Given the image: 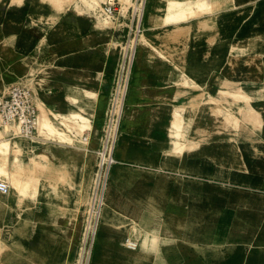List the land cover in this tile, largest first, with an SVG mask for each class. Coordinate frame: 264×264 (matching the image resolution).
<instances>
[{
  "label": "crops",
  "instance_id": "1",
  "mask_svg": "<svg viewBox=\"0 0 264 264\" xmlns=\"http://www.w3.org/2000/svg\"><path fill=\"white\" fill-rule=\"evenodd\" d=\"M171 1L190 6L191 12L170 10ZM193 1L146 0L141 35L144 43L136 49L114 149L115 164L110 169L105 195L113 214L104 223L100 220L90 264H264V222L250 218L248 208L241 207L237 211L239 220L230 221V225L228 221L219 228L210 225L203 236L200 231L194 232L192 239L175 231L183 229V225L169 220V197L188 195L200 199L203 182L217 184L226 180L212 169L205 171L201 167L205 161L214 163L200 153L202 141L213 137L212 144H216L217 132L228 137L236 132L232 126L218 127L212 114L216 110L212 100H217L218 91L238 86L251 105L255 104L259 117L264 113V96L260 94L264 72L259 71V67L264 68V0H205L202 8L192 6ZM73 4L72 1L64 11H58L50 0H0V96L10 85L25 79L37 94L38 107L66 114L75 109L69 97L77 90L95 93L98 100L93 112L94 129H85L89 137L86 153L83 156L78 151L74 161L68 160L78 166V172L84 171L87 181L95 164L94 151L117 50L112 47L110 28L105 26L106 42L103 32L92 28L90 16L78 14ZM27 22L33 24L27 26ZM233 53L242 54L238 58L241 64L250 61L243 54H262L252 58L255 72L236 78V83ZM218 72H224V82L218 80ZM205 84L209 86L208 95L203 93L209 97L208 106H189L193 97L201 102ZM240 126L247 139L264 140L263 122L260 126ZM256 132L261 135L254 137ZM3 138L8 139L11 148L15 147L11 139ZM23 142L30 153L46 150L45 146L38 149L32 142ZM14 157L17 156L10 152L0 167L13 171ZM26 166L22 172L31 175V186L25 194L19 193L17 204H10L9 192L0 194L2 261L9 256L10 225H14L17 245H22L25 229L32 221V264H72L81 222L54 226L49 221L42 225L36 206L41 197L34 178L37 173L30 174L28 163ZM0 178L8 182L6 177ZM240 188H262L260 192L264 193L262 185ZM26 204L32 214L26 216L27 224L18 229L10 216L15 215L17 206ZM126 239L136 247L126 248Z\"/></svg>",
  "mask_w": 264,
  "mask_h": 264
},
{
  "label": "rangeland",
  "instance_id": "2",
  "mask_svg": "<svg viewBox=\"0 0 264 264\" xmlns=\"http://www.w3.org/2000/svg\"><path fill=\"white\" fill-rule=\"evenodd\" d=\"M40 1L43 3L48 2V0ZM52 1L54 2L55 0ZM67 1L69 0H59V3L55 4L56 6H53V4L52 6L57 7V9H59L58 11H63ZM100 1L101 0H98V4ZM120 1L122 6H124V3L128 2V0ZM73 2L72 9L76 8L78 14H88L92 21V28L103 32L104 38H106L107 30L96 11L98 4L96 7L89 8L79 0H73ZM32 24L33 22H27L26 25L30 26ZM107 41L108 39L106 38V42ZM109 46H111L110 43ZM112 47L115 48V46ZM241 55L242 54L233 53L234 62L232 71L234 83H236V78H242L245 73L255 72L256 64H253L255 62L252 58L262 54H243L244 56L248 55L247 58H249L250 61H243L242 64L238 61V58ZM259 71L264 72V68L262 69V67H259ZM218 75V80L224 82V72H218ZM230 87L233 89L232 86ZM262 87L260 94L261 96H264V86ZM204 92L208 95V84L202 86V96L199 98L202 103L200 107L208 106L207 101L209 97L203 96ZM219 96H217L218 102L216 101L214 104L216 110L212 112L217 120L218 127H221L222 124L224 126L226 125V128L224 129L231 128L232 126L236 132L233 133L232 136L229 135V137L221 132H217L215 139L216 144H212L213 137L210 140L206 139L202 141L200 153L214 163L208 164L209 161H205L202 162L201 167L205 171H208L207 169H212V172H215L220 176L222 175L226 180L219 181L217 184L203 182L201 184L202 196L200 199H193L188 197V195H185L183 198L169 197L168 209L170 223L174 222L179 226H184L183 229H176L175 231H178L179 234H183L185 239H192L193 233L199 231L203 236L205 232L209 231L208 227L210 225L219 228L225 225V221H228L227 224L230 225V221L239 220L240 213L237 211H239L241 207L249 209L247 215L250 218L252 216V218H256L259 223L264 222V193L260 192L263 189L246 190L240 188L242 186H264V140L260 138L247 139L241 132L240 126L246 125L247 123L258 124L260 126L261 124L258 122V119L263 120L264 123V113H260L261 117H259L256 110L248 109L246 106H243L241 110L237 111L233 106H229L230 104L228 105L225 102L220 101ZM204 103L206 104L204 105ZM253 106L256 107L254 103ZM75 110L76 109H70L69 112L68 110L66 111L65 116L62 118L63 124L58 123L53 119L52 112L48 110L51 121H53L60 130L67 134L68 125H80V129L78 130L80 134L74 138L72 145L68 144V141L59 142L57 140L42 137L38 134L37 139L33 140L32 144L37 145L38 149L39 146H45L46 150H37L34 153H30L23 140L17 137H11L8 131L4 133L3 127L0 126L2 136L11 139V142L14 143L15 147H20L18 155H16L17 157H14L16 158L14 159L16 160V164H13L12 166L13 171L22 172V169L27 167L26 164L28 163L30 156L37 155L43 162L40 173L36 172L37 174L34 177L36 179L35 183L38 184L41 193L40 203L36 206L41 214L42 225H48L49 221H52L54 226H56L57 223L63 222L68 224V221L71 223L74 222L76 225L82 220L83 210L87 201V188L89 189L88 186H90L91 177L87 175L86 181L83 175L84 171L78 172V166L71 164L68 160L74 161L77 154L76 152L78 151L81 155L86 153L84 150L86 144L82 142L81 138L85 134L86 127L88 130L94 129V116L92 115V111H89L88 115L82 114L87 119H90L91 123H87L85 120L82 122L75 116L72 118L68 117V113ZM226 113L228 114L226 115ZM204 119L206 120L205 123L207 125L208 118L206 117ZM58 121L60 120L58 119ZM205 129L206 131L209 130L208 125ZM206 135L208 136V132H206ZM260 135L261 133L259 132L253 134L254 137ZM190 148L192 149L193 147ZM3 170L7 171L5 167ZM44 172H49L50 175L47 178H44ZM0 177H6L11 185L8 194L10 204H17V199L19 200L21 197L19 196L20 194L12 188V179L8 177L7 174H0ZM209 189L213 191L208 192ZM209 195H211V197H209ZM26 196L27 195H25L24 198H26ZM197 202H199V204ZM28 207L27 204L22 208L17 206L15 215L10 216V221L13 223L16 221L18 228L27 224L28 219L26 216H31L32 214ZM19 215L25 217H22L21 220L17 221L16 219ZM13 226L14 225L11 224L9 229L10 244L8 260L5 258V260L2 261L0 250V264H32V221H30V226L25 229V243L22 245H17V240L15 238L17 234L15 230L13 232ZM169 232L171 235L172 230H169Z\"/></svg>",
  "mask_w": 264,
  "mask_h": 264
},
{
  "label": "built area",
  "instance_id": "3",
  "mask_svg": "<svg viewBox=\"0 0 264 264\" xmlns=\"http://www.w3.org/2000/svg\"><path fill=\"white\" fill-rule=\"evenodd\" d=\"M146 0H128L122 6L120 0H101L97 13L114 36L117 50L103 122L94 151L95 164L91 172L87 201L83 210L80 234L72 264H90L96 234L105 206L109 173L115 164L114 149L117 144L120 124L125 110L129 80L137 46L142 35V20ZM37 94L27 80H18L0 96V126L7 128L11 137L32 142L38 137L39 109ZM87 131L88 128H86ZM88 134L82 137L85 144ZM10 186L0 178V194H7ZM123 245L134 249L136 244L126 239Z\"/></svg>",
  "mask_w": 264,
  "mask_h": 264
},
{
  "label": "bare ground",
  "instance_id": "4",
  "mask_svg": "<svg viewBox=\"0 0 264 264\" xmlns=\"http://www.w3.org/2000/svg\"><path fill=\"white\" fill-rule=\"evenodd\" d=\"M73 0L67 1L65 8L68 7V4L71 3ZM82 4H84L86 7L93 8L96 7L98 4V0H79ZM127 1V0H126ZM53 6H56L55 4L59 3V0H55L54 2L51 0ZM56 2V3H55ZM170 3L169 9L172 11H177V12H191L190 6L188 5H183L180 4V2H173ZM124 3V2H123ZM192 6H195L197 8H202L203 6L206 5L205 0H195L192 2ZM186 6V7H185ZM199 10V9H198ZM64 11V10H63ZM76 11V10H75ZM197 11V10H196ZM70 13V12H69ZM74 13V12H73ZM199 13V12H198ZM196 15V13H194ZM200 14V13H199ZM194 15V16H195ZM90 37V36H89ZM95 38V37H94ZM105 41V40H104ZM144 43V40L142 37L140 38L139 45H142ZM138 58V57H137ZM139 69V68H138ZM138 74V72H137ZM137 80V79H135ZM28 81V80H27ZM233 89H231L230 86L226 89H221L218 91L219 100L225 102L226 104H230L229 106H233L237 111L241 110L243 106H246L248 109L255 110L253 106L250 103V100L248 96L243 93L238 86H232ZM143 88V87H142ZM148 88V87H146ZM152 88V87H151ZM159 89V88H158ZM162 89V88H160ZM136 90V89H135ZM154 90V89H153ZM138 91V90H137ZM152 91V90H151ZM157 91V90H156ZM160 91V90H159ZM158 91V92H159ZM141 93V92H140ZM154 94V92H153ZM71 104L73 107L76 109L75 111L68 113V117H78L80 121L84 122V120L87 123H91L90 119H87L84 117L82 114L88 115L89 111H92V113L95 110V105L97 103L98 97L95 93L87 90V89H79L76 91L75 95L69 97ZM64 101V100H63ZM104 101V100H103ZM218 102V100H216ZM214 99L212 102H216ZM142 102V101H141ZM200 101L198 100L197 97H193L191 100H189L188 105L189 106H198L200 105ZM43 105V104H42ZM39 108V114H38V122H37V132L40 136L49 138L51 140H57L59 142H65L68 141V144H73V140L75 137L79 136L80 132L78 131L80 129V125L75 126L74 124L68 125V134L62 130H60L56 124L51 121L49 117V111L43 107L40 106ZM209 109V108H208ZM56 111V110H55ZM103 111V110H102ZM149 111V110H148ZM53 116V119H55L58 123L63 124V116H65L64 113L60 112H52L51 113ZM149 114V113H148ZM93 115V114H92ZM141 115V114H140ZM210 115V114H209ZM143 117V116H142ZM172 117V116H171ZM58 119L60 121H58ZM199 119V118H197ZM203 121V120H202ZM257 121V120H256ZM128 121H126L127 123ZM258 122L262 124V120L258 119ZM136 123V122H134ZM137 122L136 124H138ZM254 123V122H253ZM175 124V123H174ZM172 126V125H171ZM173 127V126H172ZM179 128L178 126H176ZM87 128V127H86ZM175 128V127H174ZM3 132H7V128L3 127ZM197 134V133H196ZM121 135V134H120ZM192 138V137H191ZM120 139V138H119ZM82 140V138H81ZM96 140V139H95ZM189 141V140H188ZM194 142V141H193ZM58 144V143H57ZM183 146V145H181ZM68 147V146H67ZM20 147H10V143L8 139H4L2 136V133L0 132V165L5 163V158L10 152H12L13 155H18ZM74 148V147H73ZM85 150V149H84ZM51 156V155H50ZM42 157V156H41ZM45 159V158H44ZM52 159V158H51ZM120 164V163H119ZM43 166V162L41 159H39L38 156H30L29 157V162H28V172L31 173H40L41 169ZM45 167V166H44ZM44 169V168H43ZM0 174H7L8 177L12 179V188L15 189L18 193L23 194L25 193L29 187L31 186L30 184V179L31 175L29 174H23L22 172H17V171H5L3 170L2 167H0ZM50 175L48 172L43 173V177L47 178ZM61 179V178H60ZM36 180V179H35ZM109 184V183H108ZM11 186V185H10ZM113 194V193H112ZM106 202V201H105ZM123 213V212H122ZM113 214L111 209L109 208L108 204L105 203V206L102 210L101 214V222L104 223L107 221V218L109 215ZM68 218V217H67ZM22 217H18V220H21ZM133 221V220H132ZM72 224V223H71ZM75 224V223H74ZM73 225V224H72ZM77 225V224H76ZM136 225V223H135ZM70 226V225H69ZM112 226V225H111ZM77 227V226H76ZM115 228V227H114ZM117 228V227H116ZM19 229V228H18ZM143 230V229H142ZM134 233V232H133ZM144 233V232H143ZM142 233V234H143ZM131 234V233H130ZM138 234V233H137ZM105 235V234H104ZM34 237V235H33ZM146 237H144V243L146 241ZM151 241V240H150ZM143 243V241H142ZM151 244H149L150 246ZM144 246V244H143ZM153 248V247H152ZM151 249V248H150ZM137 250V249H136ZM151 251V250H150Z\"/></svg>",
  "mask_w": 264,
  "mask_h": 264
}]
</instances>
